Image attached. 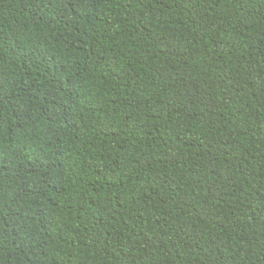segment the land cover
Wrapping results in <instances>:
<instances>
[{"label": "trees", "instance_id": "1", "mask_svg": "<svg viewBox=\"0 0 264 264\" xmlns=\"http://www.w3.org/2000/svg\"><path fill=\"white\" fill-rule=\"evenodd\" d=\"M0 264H264V0H0Z\"/></svg>", "mask_w": 264, "mask_h": 264}]
</instances>
